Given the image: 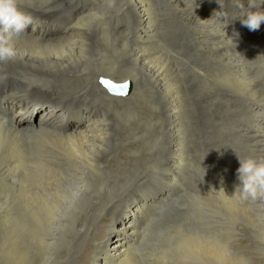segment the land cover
<instances>
[{
  "label": "bare ground",
  "instance_id": "obj_1",
  "mask_svg": "<svg viewBox=\"0 0 264 264\" xmlns=\"http://www.w3.org/2000/svg\"><path fill=\"white\" fill-rule=\"evenodd\" d=\"M149 1L163 8L164 4L168 6L163 0ZM232 2L233 0H171L167 10L181 12L178 13L181 15L178 26L184 38H188L186 43L177 44L173 51L180 49V53L191 54L192 59L188 62L177 60L174 56L173 61H170L166 55H160L163 50L158 49L159 34L146 0H120L118 13L125 20L113 27L100 24L96 4L90 0H46L43 3H33L31 8L19 6L21 11L26 13L27 9L36 15L57 10H62V13L73 10L74 13L72 21L54 35L44 33L39 27L29 26L24 34L18 38L13 37L16 56L6 63L0 62V73H3L11 85V99L18 102V106L12 103L8 105L16 114L13 123L7 120L5 124L0 118V139L5 138L8 147L14 151L3 160L4 164L0 169V178L4 182L2 186L6 188L7 182L14 179L17 184H13L11 189L16 195L15 201L18 204L24 199L22 204L26 208L33 205L36 194L42 193L45 196V202L38 207L30 222L33 255L22 256L16 252L18 250L13 251L15 264H138L139 252L144 244V225L150 222L153 215L162 216L169 212L170 206H165L164 202L178 196L179 188L188 189L189 186L194 187L189 194H185L186 197L198 194V199H204V204L213 210L216 208L214 212L228 226L227 235L230 239L241 233L231 222L235 215L264 239V198L241 201L232 196L234 186L238 184L233 171L223 173L221 170L222 174L217 173L219 175L216 177L213 175L214 179L218 177L216 184L213 182L215 186L199 190H194L198 189L194 183L200 181L203 174L196 176L191 182L187 174L189 166L201 162L207 154L205 152L202 157V146L195 140L198 129L194 118L189 115L191 111L198 110L195 109L198 105L194 103L198 102L194 100L196 94L197 97H203L208 93L199 94L198 90V86L211 75L205 73V67L209 70L222 67L227 73L223 76L230 84L239 88L240 93L237 94L242 97L235 98L234 102L228 91L229 93H221L223 95L212 100L209 98L210 103H213L209 105L212 106L209 108L210 113L215 108L221 109L222 118L228 116L226 127L229 128H224V121L211 123L218 125L209 131L211 152L216 147V134L222 133L224 135L221 138H231L230 148L233 149L237 162V155L241 159L249 156L264 157V22L256 30L261 33L262 39L258 41L253 38L251 42L247 39L249 29L240 21L245 19V8L248 7L241 8ZM42 4L46 5L41 7ZM235 33L239 35L236 36ZM95 39L105 45L110 40L117 49L119 70L123 66H129L134 74L128 71L122 74L118 69L112 73H104L96 65L92 66L89 59L104 51L103 47L94 46ZM142 75H146L143 77L147 81L154 79L153 88L159 97L157 116L145 117L141 112L132 111L147 131L142 128L136 130L128 123L131 139L139 140L147 146L148 154L143 171L137 161L128 160V165L116 163L121 149L115 148L122 146V143L116 139L118 127L111 119V113L115 110L112 107L105 108L103 102L109 94L98 83L102 79L103 86L110 89V92L125 96L122 101L126 106L130 104L127 99L134 100L130 93L133 86L139 87L138 80L142 79ZM116 77H122V81ZM115 85H122L126 90L115 91ZM33 87L49 94L52 92L51 95L60 100H68L76 106L77 112L72 115L83 117L84 122L69 120L62 125L68 111L66 106L43 110L33 122L39 112L38 107L46 104L45 96L35 90L25 96L36 101L33 107L26 108L34 118L25 122V111L20 103L24 98H18ZM185 88L191 90L194 104L189 102V95H183L182 90ZM237 116L239 118L236 120ZM119 137H122L121 134ZM123 149H129V146L125 143ZM15 151L28 152L16 154ZM24 178L27 180L25 185L21 184ZM207 181L210 182L208 178ZM155 190L158 192L155 193ZM166 196L168 199H165ZM115 205L117 209L131 212H127L119 221V231L113 236L105 237L101 231H94L91 223L99 224L104 221L103 215ZM176 211L175 209L173 213ZM15 218L14 225H17L16 215ZM88 240H92L94 244H82L81 250L76 248V241ZM89 245L93 249L90 258H87L85 251ZM173 246L174 243L167 252L171 263L176 253ZM233 249L241 260L251 259L256 264H264L262 260H254L242 254L240 248ZM80 256L85 257L79 258Z\"/></svg>",
  "mask_w": 264,
  "mask_h": 264
},
{
  "label": "rangeland",
  "instance_id": "obj_2",
  "mask_svg": "<svg viewBox=\"0 0 264 264\" xmlns=\"http://www.w3.org/2000/svg\"><path fill=\"white\" fill-rule=\"evenodd\" d=\"M45 1L44 0H20L19 6L25 7V8H31V7H33V5L35 3H38V2L43 3ZM90 1H92L94 4H96L95 6H96L97 18L99 19L100 24L102 23L103 25H107L108 27H113L117 24L122 23L125 20L124 16L122 17L118 13V4H119L120 0H105V1L104 0H90ZM229 1L230 0H227V2H229ZM99 2H100V4H99ZM104 2H106V3H104ZM146 2H148L150 5L149 11L151 12L152 16L154 17L153 18V24H155V28L159 34L158 35L159 38L157 39V44L159 45L158 49L160 51L163 50L160 52V55H162V54L164 56L166 55L165 57L167 59L170 58L169 59L170 61H173L174 57L177 58V60H184L185 62H188L189 60H191L192 59L191 54L183 53V52L180 53L179 52L180 49L177 51H173V50H175L174 47H176L177 44H179L181 42L186 43L188 41V38H184L182 33H180L181 31H180L179 26H178V20H176L174 18V15H172L171 11L167 10V8L169 6H166L164 4L165 8H163L161 6H157L156 4H153L149 0H146ZM232 3H234L235 6H239L242 4L244 7H248L247 6L248 0H233ZM45 5L46 4H42L41 7H44ZM153 8H154V11H153ZM245 9L247 10V8H245ZM98 12H100V13H98ZM26 13L29 14L30 12L26 9ZM239 15H242V14H238V16ZM170 19H172V20H170ZM174 19H175V21H174ZM114 22H115V24H114ZM160 22H162V23H160ZM164 22H165V24H164ZM193 22L194 21L192 20V24H193ZM171 23H174V24H171ZM162 30H163V32H162ZM260 34L261 33L259 31L256 32V31L248 30L247 39H249L251 42L253 41V38L259 41L262 39V35H260ZM181 37H182V39H181ZM110 42L111 41L109 40L108 43L105 45L102 42H100L98 39H95L94 46L95 47L101 46V47H103L104 51H102L103 53L101 52L97 57L94 56V57H91L89 59V62L92 66L96 65L98 67V70L100 69V71H102L104 73H106V72L112 73V71L114 72L117 69L119 70L118 59H117L118 54L116 52L117 49L111 44L112 42L111 43ZM232 50L236 51L237 49L232 48ZM100 56H101V58H100ZM106 60H107V62H106ZM127 71L131 74H134V72L133 73L131 72L132 70L129 68V66H127V67L123 66L119 70V72L122 74L123 73L125 74ZM206 72L210 73L211 75L205 82H203V84L198 86L199 87L198 90L200 92L199 94H205L207 92L208 93H214L215 92V93L210 95V96L207 95L208 94L207 93L203 97H201V96L197 97V94H196V97H194V100H198V102L194 101V103H195V105H198V106H195V109H198V110L191 111L190 113L188 112L189 115L191 117H193L195 120L196 129H198L200 131L199 132L197 130L198 137L195 138V140L197 141V144L200 145V147L202 146V148H201L202 149V157H203V155L205 156V154H204L205 152L207 153L206 158L203 157L201 162L189 166L187 174L191 177V178L189 177V179H188L190 182L193 181V179L196 178V176L199 175V177H200L202 174H203V176H201V177H203V179H205V180H203L200 177V181H197L196 183H194V184H196V187H198V189L195 188L194 190H199V189H202L203 187L209 188V187L215 186L216 181H217L216 179L218 177L216 179H214L213 175L216 177L220 173L222 174V172L228 173V172L233 171L234 174L237 176L236 170L239 167V162H237V160L234 158V156H233L234 152H233V149H231L232 148L231 138L223 139L221 137L224 134L217 133L216 137L214 138L216 140V143H215L216 147L213 146L214 149L212 150V152L210 150L211 144L209 142L210 141V132L212 131L213 127L217 128L216 126H218L217 124H216V126H214L213 125V124H215L214 122L216 121V123H220V122L224 121L225 122L224 128H225L226 127V120L228 117V116H225L222 118V110L219 108H215L212 111V113H210L209 108H211L212 106H209V105H211V104L213 105V103L212 102L210 103V101L218 95H223L221 93H229L230 92L229 94H232V98L234 99V102H235V98H237V99L242 98V97H239V94H237V93H240L239 88L230 84V82L227 80V78L225 76H223L227 73L225 72V70L222 67H217V68L212 69V70H209L207 67H205V73ZM143 76H146V75H142L143 80L142 79L138 80V82H140V84H138L139 87L133 86V90H131L132 94L130 93V95L131 96L133 95L132 97L134 98V100L129 101L127 99V102L130 104H128L126 106H125V103L122 101V99H124L125 96L115 95L114 93L109 91L110 89H107L105 86H103V84L101 82L102 79L98 80V83L102 86V88H104L105 92H108V94H109V97L104 99V102H103L105 108L111 109V107H112L113 110H115L114 113L113 112L111 113V115H112L111 119L113 120V122L118 127V135H117L116 139L120 140L122 143V146L118 145L115 148V150H119V148L121 149V151L119 152L118 162H116V163L128 165V163H127L128 160L137 161V163L142 168V171L144 169V165L146 163V156L148 154L146 151L147 146L143 145L139 140L137 141V140L131 139L130 128H128V123L131 124V126H133L136 130H139L140 128H142V130L145 129L147 131L148 129H146L145 126L141 125L139 118L136 115H134L132 113V111L141 112L145 117H151V116L155 117V116H157L156 107L158 106V103H159L157 101L159 99V97H158L157 93L155 92V89L153 88L154 87V79L152 78L150 81H147L144 79ZM147 77H150V76L147 75ZM121 78L122 77H116L117 80H121ZM129 81H131V79H129ZM112 82L121 83L120 81L119 82L118 81H112ZM122 83H126V82H122ZM131 83H132V85H134L133 82H131ZM114 87L121 88L122 85H115ZM33 90L42 93L46 99V101H45L46 104L44 106L40 105L38 107L39 112H38L37 116L35 118H34V116L29 117L30 119L34 118L32 120L33 122L37 119V117L41 111L46 110L48 108H55L56 106H53V105L56 102H57L56 103L57 107L58 106H66L65 108L70 110L71 112H73V113L77 112L76 106L71 104L68 100H60V99L52 96L51 95V94H53L52 92H50V94H49L48 92H45L42 89H39L38 87L29 88L25 93H22L20 95V97L18 98V99L24 98L23 102H20V103H24L26 105V107H28L29 109L31 107H33V101L30 98H25V96H27V94ZM182 91L184 94L183 93H181V94H183L184 96L185 95L190 96L189 102L192 104L193 100H191V99H192L193 95L190 94L191 90H189L188 88H185V90H182ZM10 92H11V90L8 91L7 96L11 97ZM202 92H204V93H202ZM27 101H31V103H27ZM241 103L244 105L242 100H241ZM70 108H72V109H70ZM195 116H196V118H195ZM201 117H202V119H201ZM20 118H22V117H20ZM198 118H199V120H198ZM218 118H220V119L218 120ZM238 118H239V116H237L236 120ZM221 119H223V120H221ZM150 120L153 121V119H150ZM202 122H203V124H202ZM211 123H213V124H211ZM199 126H201V127H199ZM225 129H229V128L226 127ZM148 133H150V132H148ZM119 134H121L122 137H119ZM205 137H206V139L202 140V138H205ZM121 138H122V140H121ZM199 141L202 144H199L200 143ZM44 142H46V141H44ZM150 142H152V141H150ZM125 143L129 146V149H123V145ZM225 143L228 146H226ZM235 143H237L236 139H235ZM203 145H205V146H203ZM224 146L226 148L227 147L228 148L231 147V148L226 149ZM225 151L227 153H225ZM11 152H14V151H12V149H10L8 147V143H7L6 139L1 138L0 139V169H1L2 165L4 164L3 160ZM20 152L26 153L28 151H20ZM20 152L15 151L16 154H18ZM226 157L227 158L229 157L230 159L228 160ZM233 158H234V160H233ZM225 159H227V162ZM236 162H237L238 166L236 165ZM231 163L234 165L232 166ZM129 164L132 165V162H130ZM225 167H226V169H225ZM191 168H193V169H191ZM205 169H207V170H205ZM231 169H233V170H231ZM221 170H222V172H221ZM217 173H219V174H217ZM193 175H194V177H193ZM207 178L209 179L210 182L207 181ZM236 179H237V177H236ZM26 181L27 180L24 178L21 181V184L25 185ZM201 181H203L202 182L203 184L201 183ZM211 181H212V184H211ZM205 182H207V183L205 184ZM213 182L215 184H213ZM237 183H239L238 179H237ZM13 184L16 186V184H17L16 181H14V179L9 180L6 184L7 187L3 188L4 182L0 178V264H15L14 252L16 250H18L16 252H19V254L22 256H24V255L27 256L28 254L31 255L33 253L32 252L33 246L31 244V239H30V236H31L30 222H31L32 217L35 215V212L38 210V207L45 202L44 194L38 193L34 196V198H33L34 203L31 207L26 208L22 204L24 199H22L17 204L15 201L16 195H15V193L12 192L13 189H11L13 187L12 186ZM199 184H201V185H199ZM193 187L189 186L188 189H187V187H185L186 189L184 187L179 188L178 189L179 195L172 197L174 201H172V198L170 199V201L172 203H174L173 206H172V203L170 201L168 202L169 204L166 203V205H165V206H170L169 212H165L162 216H159V215L154 216L153 215L150 222H148L146 225H144V229H143V231H144V233H143L144 244L141 247V250L139 252V260H138L139 263L138 264H165V263L166 264H256L251 259L241 260L238 253L233 248H235V249L240 248L242 254H245L247 257H250L254 260L264 261V258H263L264 257V252H263L264 251V239H262L260 237V233H257L258 235L256 233H254L250 229V226H248L244 220H242L238 215H235L234 217H232L231 222H232L234 228L241 231V233L236 235L235 238L230 239L229 235H227V234H229L227 232L228 226L225 224L224 221L221 220V216L218 213L214 212V211H216L215 210L216 208L213 210L212 207L207 206V204H204V199L199 200L197 197L198 194L193 193V195L186 197L185 194L186 193L189 194L191 191V188L193 189ZM179 190H181V191H179ZM154 192L157 193L158 190H155ZM1 197H2V200H1ZM170 203H171V205H170ZM175 209L177 211L175 213H173L175 211ZM127 212H131V211L121 209V208L117 209V205H115V207H113L112 210H110L108 213L103 215L104 221L100 222L99 224L91 223L92 226L94 227V231H101L105 237L113 236L117 231H119L118 230L119 221L122 220V218L126 216ZM15 215L17 216V225H14V221L16 220ZM135 217H137V216H135ZM217 221H219V222H217ZM13 235H14V237H13ZM259 240H260V242H258ZM76 243L77 244L80 243L79 245H77V244L75 245L78 250L80 249V245H82V244H84V245H86L87 243L91 244V245L94 244V242L92 240H88V242L76 241ZM172 243H174L173 247L176 250V253H174L175 258H174L173 262L171 263L170 259L167 256V252H168L169 247L172 246ZM89 246L86 247V251H85L87 258H90L91 252L93 249V246H90V247ZM30 251H31V253H30ZM82 257H85V256H80L79 258H82ZM55 264H61V262H57Z\"/></svg>",
  "mask_w": 264,
  "mask_h": 264
},
{
  "label": "clouds",
  "instance_id": "obj_3",
  "mask_svg": "<svg viewBox=\"0 0 264 264\" xmlns=\"http://www.w3.org/2000/svg\"><path fill=\"white\" fill-rule=\"evenodd\" d=\"M264 0H248L245 19L240 20L242 25L250 31L259 30L264 22ZM239 7L243 8L241 4ZM32 23L31 15L21 11L19 0H0V62H7L16 56L13 37L24 34ZM238 36V33H235ZM8 118L3 117L6 124ZM238 184L234 186V194L241 201L264 198V157H246L241 159L237 155ZM205 174V173H204ZM220 190H223L221 188ZM225 193V192H224Z\"/></svg>",
  "mask_w": 264,
  "mask_h": 264
},
{
  "label": "water",
  "instance_id": "obj_4",
  "mask_svg": "<svg viewBox=\"0 0 264 264\" xmlns=\"http://www.w3.org/2000/svg\"><path fill=\"white\" fill-rule=\"evenodd\" d=\"M122 88V89H121ZM120 89H119V92H124L126 89H125V87L123 86V87H121Z\"/></svg>",
  "mask_w": 264,
  "mask_h": 264
}]
</instances>
